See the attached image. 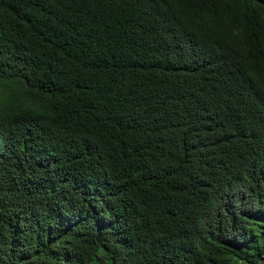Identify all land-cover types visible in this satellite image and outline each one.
Here are the masks:
<instances>
[{
    "label": "trees",
    "instance_id": "1",
    "mask_svg": "<svg viewBox=\"0 0 264 264\" xmlns=\"http://www.w3.org/2000/svg\"><path fill=\"white\" fill-rule=\"evenodd\" d=\"M0 264H264V0H0Z\"/></svg>",
    "mask_w": 264,
    "mask_h": 264
}]
</instances>
